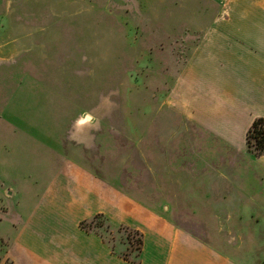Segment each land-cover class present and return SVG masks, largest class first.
<instances>
[{"label": "crops", "instance_id": "0c3cea01", "mask_svg": "<svg viewBox=\"0 0 264 264\" xmlns=\"http://www.w3.org/2000/svg\"><path fill=\"white\" fill-rule=\"evenodd\" d=\"M199 9L148 48L146 63L166 68V88L156 99L149 94L143 107L140 160L150 165L160 154L168 165L189 163L202 173V187L189 188L205 195V210L246 213L257 222L264 154L248 151L246 134L264 118V0H203ZM27 43L0 45V221L8 229L0 239L7 264H132L81 227L96 214L111 227L142 230L138 264H226L170 219H148L149 205L86 165L102 126L81 120L84 109L71 100L70 82L55 79L51 54ZM160 113L165 123L152 138L150 123ZM167 178L186 190L176 169L168 166ZM159 187L168 193L165 183ZM164 201V209L197 212Z\"/></svg>", "mask_w": 264, "mask_h": 264}, {"label": "rangeland", "instance_id": "374dc122", "mask_svg": "<svg viewBox=\"0 0 264 264\" xmlns=\"http://www.w3.org/2000/svg\"><path fill=\"white\" fill-rule=\"evenodd\" d=\"M202 7L203 0H0V45L26 40L51 54L55 79L62 76L70 82L71 100L84 109L81 120L102 126L101 140L97 137L96 148L86 152V165L109 175L127 197L149 205L148 219H170L176 229L225 257V263L264 264V212L252 213L257 222L246 213H211L202 204L205 195L189 188L202 187L196 185L203 183L200 170L189 163L168 165L160 154L150 165L140 160L143 107L147 109L149 94L156 99L166 88V68L156 61L146 63L148 48L159 43L167 29H181V20L201 13ZM73 54H78L76 59ZM164 123L165 114H157L150 123L152 138ZM168 166L179 172L186 190L171 186ZM160 183L167 185L168 193ZM166 199L176 209L197 212L164 209ZM81 227L100 235L119 257L139 263L141 229L111 227L101 214ZM7 232L0 221V234ZM0 264H7L1 239Z\"/></svg>", "mask_w": 264, "mask_h": 264}, {"label": "trees", "instance_id": "16d2710c", "mask_svg": "<svg viewBox=\"0 0 264 264\" xmlns=\"http://www.w3.org/2000/svg\"><path fill=\"white\" fill-rule=\"evenodd\" d=\"M248 151L254 155L264 154V118H256L246 134Z\"/></svg>", "mask_w": 264, "mask_h": 264}, {"label": "bare ground", "instance_id": "6f19581e", "mask_svg": "<svg viewBox=\"0 0 264 264\" xmlns=\"http://www.w3.org/2000/svg\"><path fill=\"white\" fill-rule=\"evenodd\" d=\"M88 120V119H87Z\"/></svg>", "mask_w": 264, "mask_h": 264}]
</instances>
